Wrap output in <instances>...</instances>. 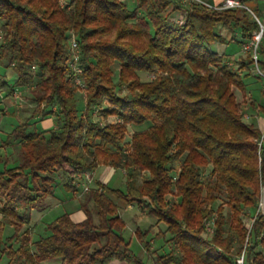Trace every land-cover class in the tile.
Here are the masks:
<instances>
[{
  "label": "trees",
  "instance_id": "trees-1",
  "mask_svg": "<svg viewBox=\"0 0 264 264\" xmlns=\"http://www.w3.org/2000/svg\"><path fill=\"white\" fill-rule=\"evenodd\" d=\"M65 1L0 0V67L12 74L0 72V97L31 85L34 105L0 145L19 149L14 160L0 153V264H143L122 235L119 200L155 219L134 231L146 252H153V228L165 225L153 235L168 233L169 251L154 264H237L242 251L246 264H264V214L244 221L264 187V132L244 120L234 92L247 91L252 68L264 77V38L256 60L249 51L236 67L210 48L223 41L221 30L250 41L259 29L253 15L179 0ZM176 12L180 22L171 19ZM72 36L79 73L71 65ZM256 107L264 118V104ZM109 116L115 120L105 122ZM48 118L53 126L39 127ZM144 124L125 141L129 125ZM100 165L123 169L125 189L96 181L78 199L82 220L64 212L34 239L31 214L52 207L56 176L68 179L64 187L73 194L74 179Z\"/></svg>",
  "mask_w": 264,
  "mask_h": 264
},
{
  "label": "rangeland",
  "instance_id": "rangeland-1",
  "mask_svg": "<svg viewBox=\"0 0 264 264\" xmlns=\"http://www.w3.org/2000/svg\"><path fill=\"white\" fill-rule=\"evenodd\" d=\"M181 3H189L188 0H179ZM205 1V0H204ZM127 2L131 4L132 0H127ZM264 5V0H260L258 4ZM62 4H66L65 0H62ZM250 7L251 4H249ZM253 8V7H252ZM264 13L261 14L259 17V20L264 23ZM172 20L181 21L182 15L179 14V12H176L174 16L172 15ZM239 38L231 37L229 39L223 38V41L215 42L210 46V48L214 51H216L218 54L224 55V60H226L232 67H236V60H239L240 58H244L246 54L249 52L244 49L245 45H248L247 40L241 38L238 35ZM233 38V39H232ZM264 38V36L262 37ZM261 38V39H262ZM253 46H251V51H253ZM250 51V52H251ZM250 71V76L246 77L244 80L246 82V88L247 91L242 94L238 89H234L235 95L237 100L241 103L242 112H243V118L247 122L254 123L262 132H264V118L262 114L260 113L259 109L256 107L259 104H264V77L261 75V72L257 69V67L252 68ZM0 72L5 74V77L7 79H11V72L10 70H5L4 68L0 67ZM117 72H115L114 76H116ZM141 78L145 80L144 78L151 77L150 75L146 73H140ZM261 76L262 78H259L258 76ZM31 88L30 86H26L23 89L16 90L14 95L9 99H3L0 97V107H4L0 111V145L2 144V141L6 137V133L11 128L12 125L16 123V121H23L24 119L29 117L30 112L32 111L34 105L29 102L28 96L29 92L28 90ZM78 108L79 111H82L84 109V93L82 90L78 91ZM105 107L109 106L108 102L104 104ZM4 111V112H3ZM9 111H12L13 115H1L4 113H8ZM94 120L97 119L98 112H94L93 114ZM115 118L113 116L107 117L105 122H113ZM102 121V120H99ZM104 122V121H102ZM147 124H144L142 126H128L127 135L125 138V141L129 139L130 134L133 131L136 130H142L146 128ZM39 127L44 128L43 121L40 122ZM9 154L11 160L17 159L19 149L18 146H13L10 151H8V148L0 147V153ZM210 172V168H207L204 175H208ZM113 176L110 178L109 182L106 184L109 185L111 188H120L122 190L125 189V172L123 169H114ZM90 178H88L87 175H80L77 176L74 179V183L76 186H79L76 189L75 193L68 192L65 187L64 183L68 180L66 177H63L61 175L56 176L55 178V187H54V197L55 199L52 200V207L48 208L42 213H38L37 211L32 212L31 214V220L32 222L37 221V229L34 234V239L37 238L39 234H42L44 232V226L46 222H49L53 220L58 215H61L64 212H71L73 211L74 207H78V199L82 197V194L86 191V188L88 187L87 181ZM263 190L261 193V198L258 204V208L251 210L246 217L244 218L245 223L248 225L251 221V218L254 214H256L258 211H261L264 214V210L262 208V197H263ZM168 200L170 202L175 201V199L172 196H168ZM116 203L120 207V216L125 222V227L122 231V235L124 238L129 241L130 249L134 254H136L142 261L143 264H154L153 261H155V258H157L158 255H163V253L169 251L170 244L168 242L169 234L165 233L164 235L160 234L157 237H155L154 231L159 229L160 231L165 230V225L163 223H158L151 232V235L148 236L147 240H149L151 237L152 239V251L153 252H146L141 244L137 241L134 231L137 227L141 229H147L151 224H154L155 219L153 217H150L148 215H145L143 210L137 205L133 204L131 207H128V205L124 204L122 201H116ZM220 203V201H217L214 207L217 206V204ZM95 216V214H94ZM213 217L208 218L205 222V232L203 233V236L209 238L211 236V232L213 229ZM9 228H5V234H10L12 230ZM126 264H132L129 262H126Z\"/></svg>",
  "mask_w": 264,
  "mask_h": 264
},
{
  "label": "crops",
  "instance_id": "crops-1",
  "mask_svg": "<svg viewBox=\"0 0 264 264\" xmlns=\"http://www.w3.org/2000/svg\"><path fill=\"white\" fill-rule=\"evenodd\" d=\"M205 1L210 5H219L222 2V0H205ZM246 1H248V4H251V6H253L258 12H260V14L264 13V5H261V3L260 5L258 4L260 0H246ZM220 34L222 38H226V39H229L231 37L239 38L237 33H235L233 36L231 33L225 30H221ZM43 125H44V128L53 126L52 119L48 118V119L43 120ZM113 171L114 169L109 166L100 165L92 172L84 173L85 175L88 176V178H90L87 181L88 187L89 188L95 187L96 181H100L102 183L109 182L110 178H112V176L114 175ZM78 187L79 186H76V188ZM128 207H131V205H128ZM70 216L74 221H80L85 217L84 213L80 209H78V207H74L73 211L70 212ZM42 264H61V262L59 259H48V260H44ZM110 264H126V262H120V261L115 260V261H112Z\"/></svg>",
  "mask_w": 264,
  "mask_h": 264
},
{
  "label": "built area",
  "instance_id": "built-area-1",
  "mask_svg": "<svg viewBox=\"0 0 264 264\" xmlns=\"http://www.w3.org/2000/svg\"><path fill=\"white\" fill-rule=\"evenodd\" d=\"M188 1L189 2H201V3L206 4L207 6H210L213 8H219V9L242 7V8H245L247 11H249L253 15L255 20L257 21V23L259 25V29L252 33V37H251L250 41L248 42V45L244 46V49L247 51H251L250 50L251 46H253L254 49H253V51H251V53H252L254 60H256V58H257L256 46H257V43L262 38V34H263V30H264V23L261 22L259 20V18H257L246 5H244L240 0H222V2L219 5H210L204 0H188ZM70 50L72 53L71 65H72L73 71L75 73H79L80 69L77 67V61L79 59V47H78V43L76 42V40L73 36L70 39ZM75 82L77 85L81 84V80L78 77L75 79ZM85 188L87 189V187H85ZM236 262H237V264H246L245 259H244V251H242L241 254L238 256V258L236 259Z\"/></svg>",
  "mask_w": 264,
  "mask_h": 264
},
{
  "label": "bare ground",
  "instance_id": "bare-ground-1",
  "mask_svg": "<svg viewBox=\"0 0 264 264\" xmlns=\"http://www.w3.org/2000/svg\"><path fill=\"white\" fill-rule=\"evenodd\" d=\"M262 208L264 210V190H263V197H262Z\"/></svg>",
  "mask_w": 264,
  "mask_h": 264
}]
</instances>
